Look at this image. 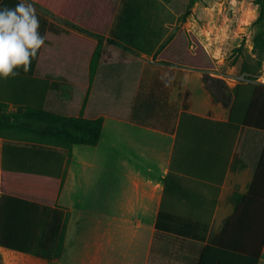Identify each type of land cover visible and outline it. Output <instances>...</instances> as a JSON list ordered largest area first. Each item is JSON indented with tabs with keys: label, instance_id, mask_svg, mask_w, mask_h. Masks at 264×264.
I'll return each mask as SVG.
<instances>
[{
	"label": "crops",
	"instance_id": "obj_1",
	"mask_svg": "<svg viewBox=\"0 0 264 264\" xmlns=\"http://www.w3.org/2000/svg\"><path fill=\"white\" fill-rule=\"evenodd\" d=\"M124 25H112L96 65L48 45L46 108L102 118L101 140L58 149V162L47 149L4 153L0 136V182L35 202L60 185L64 246L50 264H199L249 192L264 130L229 124L238 83L154 59L163 25ZM41 215L45 224L53 211Z\"/></svg>",
	"mask_w": 264,
	"mask_h": 264
},
{
	"label": "trees",
	"instance_id": "obj_2",
	"mask_svg": "<svg viewBox=\"0 0 264 264\" xmlns=\"http://www.w3.org/2000/svg\"><path fill=\"white\" fill-rule=\"evenodd\" d=\"M19 2L20 0H0V8H14ZM28 2L53 17L57 16L72 30H64L56 23L47 29V19L39 17V32L45 37V42L37 56L32 58L29 70L24 72L21 68L17 70L19 75L6 79L0 77V136L5 138L4 153H18L22 148V151L37 155L43 153L37 151L47 149L60 162L65 155L59 154L58 149L70 150L79 144L96 145L101 140L104 120L85 118L83 110L76 117L46 108L52 87V80L43 77L47 72L48 45L70 54L68 61L71 65H77L75 59L79 58L92 59L96 65L104 38L115 22L121 0ZM190 14L191 10H187L182 19L186 20ZM263 15L262 3L256 23L261 24ZM154 59L166 65L199 71L214 69L212 58L200 40L193 33L182 29L176 30L161 44ZM233 93L229 124L236 131L242 127L264 130V83L240 82L234 87ZM185 116L188 114L183 113L182 117ZM33 171L35 170L32 169L31 172ZM59 188L60 185L57 184L51 198H39L35 202L8 193L1 181L0 247L48 260L60 258L64 246V213L52 209ZM42 208L53 211L52 220L45 224L40 223ZM263 248L264 149L249 192L242 197L221 232L203 248L199 264H259Z\"/></svg>",
	"mask_w": 264,
	"mask_h": 264
},
{
	"label": "rangeland",
	"instance_id": "obj_3",
	"mask_svg": "<svg viewBox=\"0 0 264 264\" xmlns=\"http://www.w3.org/2000/svg\"><path fill=\"white\" fill-rule=\"evenodd\" d=\"M262 3L264 0H121L114 23L135 25L137 30L146 25H163L165 41L179 29L193 33L214 64L212 71H200L204 78L215 73L232 86L248 81L264 83V15L261 24L256 23ZM34 7L38 18L47 19V29L56 22L63 25L58 19L53 21V16L43 9ZM187 10L191 14L183 20ZM79 97L76 96V103ZM0 261L1 264H50L51 260L0 247Z\"/></svg>",
	"mask_w": 264,
	"mask_h": 264
},
{
	"label": "clouds",
	"instance_id": "obj_4",
	"mask_svg": "<svg viewBox=\"0 0 264 264\" xmlns=\"http://www.w3.org/2000/svg\"><path fill=\"white\" fill-rule=\"evenodd\" d=\"M39 28L36 9L28 0H20L14 8H0V77L19 75L21 68L29 70L45 42Z\"/></svg>",
	"mask_w": 264,
	"mask_h": 264
},
{
	"label": "bare ground",
	"instance_id": "obj_5",
	"mask_svg": "<svg viewBox=\"0 0 264 264\" xmlns=\"http://www.w3.org/2000/svg\"><path fill=\"white\" fill-rule=\"evenodd\" d=\"M128 4V2H126ZM141 9V8H140Z\"/></svg>",
	"mask_w": 264,
	"mask_h": 264
}]
</instances>
